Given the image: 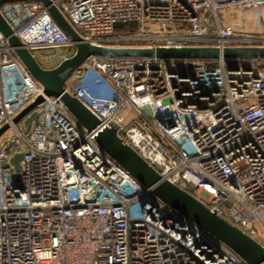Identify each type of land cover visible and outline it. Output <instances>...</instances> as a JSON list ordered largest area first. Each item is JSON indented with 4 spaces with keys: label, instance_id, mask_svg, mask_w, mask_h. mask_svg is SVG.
<instances>
[{
    "label": "built area",
    "instance_id": "2783aa9c",
    "mask_svg": "<svg viewBox=\"0 0 264 264\" xmlns=\"http://www.w3.org/2000/svg\"><path fill=\"white\" fill-rule=\"evenodd\" d=\"M49 2L95 46L264 47V0ZM0 15L29 51L70 45L39 2L6 3ZM257 62L89 57L63 86L97 119L88 132L43 94L0 33V264H245L151 189L144 193L94 138L115 128L161 181L264 247ZM39 96L25 133L29 114L14 119ZM20 153L16 179L10 159Z\"/></svg>",
    "mask_w": 264,
    "mask_h": 264
},
{
    "label": "water",
    "instance_id": "95a60500",
    "mask_svg": "<svg viewBox=\"0 0 264 264\" xmlns=\"http://www.w3.org/2000/svg\"><path fill=\"white\" fill-rule=\"evenodd\" d=\"M36 1L46 9L55 24L66 34L74 53L69 57H62L60 52L42 58L45 63L52 64L60 60L53 68H42L32 53L24 47L14 36L0 15V33L6 38L9 47L18 60L25 67L30 76L42 86L43 94L58 98L67 112L74 118L79 126L86 131L95 129L97 119L74 97L64 92L63 86L72 73L79 68L89 57L102 59L121 58H160V59H216L225 60H264V47H236L219 51L215 48H112L95 46L84 42L82 38L69 25L62 14L50 4L49 0H0V7L6 3ZM78 82V78L73 79ZM42 101L39 96L34 102L26 106L14 119L19 122L24 119L25 133L29 131L32 121L37 119L33 109ZM6 126L0 129V135ZM99 148L115 163L122 167L142 187L143 192L151 189V195L170 207L178 217L185 218L209 233L218 241L230 248L245 264H264V247L239 229L230 225L215 211L197 201L190 194L180 190L166 181H161L157 172L150 167L135 151L122 143L117 137L115 128L104 129L94 138ZM22 154H14L10 163L14 167L17 179L20 170ZM148 202L142 199V205Z\"/></svg>",
    "mask_w": 264,
    "mask_h": 264
},
{
    "label": "rangeland",
    "instance_id": "374dc122",
    "mask_svg": "<svg viewBox=\"0 0 264 264\" xmlns=\"http://www.w3.org/2000/svg\"><path fill=\"white\" fill-rule=\"evenodd\" d=\"M74 47L72 45L65 46L59 49L45 48L39 50H31L30 52L36 58L37 62L42 68L50 69L53 65L59 63V60H55L52 64L45 63L41 59L50 55L60 52L62 57H69L74 53ZM257 64V65H256ZM255 65L259 68H264V62H257Z\"/></svg>",
    "mask_w": 264,
    "mask_h": 264
},
{
    "label": "flooded vegetation",
    "instance_id": "af4514ba",
    "mask_svg": "<svg viewBox=\"0 0 264 264\" xmlns=\"http://www.w3.org/2000/svg\"><path fill=\"white\" fill-rule=\"evenodd\" d=\"M60 61V60H59ZM54 62V61H53ZM58 64V63H57ZM57 64L53 65L51 68H53L54 66H56Z\"/></svg>",
    "mask_w": 264,
    "mask_h": 264
},
{
    "label": "trees",
    "instance_id": "16d2710c",
    "mask_svg": "<svg viewBox=\"0 0 264 264\" xmlns=\"http://www.w3.org/2000/svg\"><path fill=\"white\" fill-rule=\"evenodd\" d=\"M258 62H264V60H258Z\"/></svg>",
    "mask_w": 264,
    "mask_h": 264
}]
</instances>
